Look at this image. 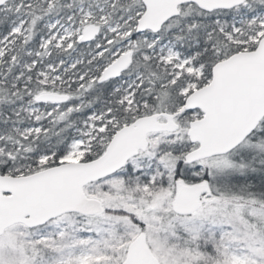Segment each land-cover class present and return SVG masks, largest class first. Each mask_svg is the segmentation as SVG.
Segmentation results:
<instances>
[{
    "label": "snow or ice",
    "instance_id": "obj_1",
    "mask_svg": "<svg viewBox=\"0 0 264 264\" xmlns=\"http://www.w3.org/2000/svg\"><path fill=\"white\" fill-rule=\"evenodd\" d=\"M0 264H264V0H0Z\"/></svg>",
    "mask_w": 264,
    "mask_h": 264
}]
</instances>
